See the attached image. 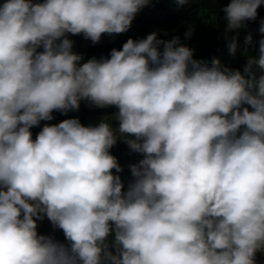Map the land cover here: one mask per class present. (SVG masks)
Here are the masks:
<instances>
[{"label":"clouds","instance_id":"obj_1","mask_svg":"<svg viewBox=\"0 0 264 264\" xmlns=\"http://www.w3.org/2000/svg\"><path fill=\"white\" fill-rule=\"evenodd\" d=\"M154 2L0 0V264H257L264 253V20L257 56L245 36L243 71L194 58L179 35L158 38L165 29L108 57L74 51L70 36L97 45ZM262 4L221 9L229 55ZM81 102L116 111L41 127ZM118 141L141 157L127 186ZM45 219L64 242L38 231Z\"/></svg>","mask_w":264,"mask_h":264},{"label":"trees","instance_id":"obj_2","mask_svg":"<svg viewBox=\"0 0 264 264\" xmlns=\"http://www.w3.org/2000/svg\"><path fill=\"white\" fill-rule=\"evenodd\" d=\"M227 3H229V0H194L191 4L178 7L171 0H158V2H154L150 7L139 13L134 19L130 30L124 34L114 36L105 34L97 45H93L91 41L85 40L82 36H70L69 38L75 41L74 51L82 54L84 61H86L93 56L98 59L102 56L108 57L111 49H121L129 38L139 40L153 31L165 29L168 31L169 36L164 37L161 35L158 38L170 39L173 35H179L183 44L194 49V58L209 64L213 59H219L221 64L243 71L247 59L244 41L248 32L253 35V45L247 46L248 55H258V41L262 38L258 29L260 21L264 20V4L258 9L257 20L247 22L248 27L239 31L238 51L235 56H231L228 52L227 42L223 37L226 22L221 19L224 15L221 9ZM189 26L195 27V32L191 38L184 39V33ZM53 115L54 120L41 122V127L44 123L58 124L68 118H79L85 126L94 124V120L90 118L93 114L82 110L69 112L67 115L54 112ZM31 131L33 139H35L40 128L34 127ZM121 177L127 186L126 182L131 178L124 175H121ZM54 237L64 242L61 230H58Z\"/></svg>","mask_w":264,"mask_h":264},{"label":"rangeland","instance_id":"obj_3","mask_svg":"<svg viewBox=\"0 0 264 264\" xmlns=\"http://www.w3.org/2000/svg\"><path fill=\"white\" fill-rule=\"evenodd\" d=\"M83 112H89L93 115L90 116L94 120V124H98L101 118H103L106 115H111L116 109L110 108V109H93L89 108L86 104V102H81V108ZM111 154L115 155L121 166L123 167V172L120 173L121 175L126 176L127 178H131V172L128 168L129 164L137 163L138 160L141 158L139 154L132 153L130 149L122 142L117 143V145L110 150ZM127 184V182H126ZM39 228L38 231L40 233H43L45 235H55L58 229H53L50 222L45 219L43 222H38ZM257 264H264V253H257Z\"/></svg>","mask_w":264,"mask_h":264}]
</instances>
